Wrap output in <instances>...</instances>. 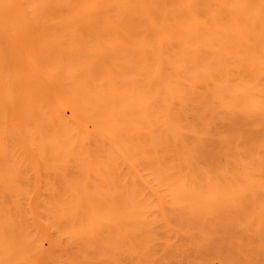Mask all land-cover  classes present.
<instances>
[{
  "label": "bare ground",
  "instance_id": "obj_1",
  "mask_svg": "<svg viewBox=\"0 0 264 264\" xmlns=\"http://www.w3.org/2000/svg\"><path fill=\"white\" fill-rule=\"evenodd\" d=\"M0 264H264V0H0Z\"/></svg>",
  "mask_w": 264,
  "mask_h": 264
},
{
  "label": "rangeland",
  "instance_id": "obj_2",
  "mask_svg": "<svg viewBox=\"0 0 264 264\" xmlns=\"http://www.w3.org/2000/svg\"><path fill=\"white\" fill-rule=\"evenodd\" d=\"M67 115H69V113H67ZM48 244L44 243V247L47 248Z\"/></svg>",
  "mask_w": 264,
  "mask_h": 264
}]
</instances>
